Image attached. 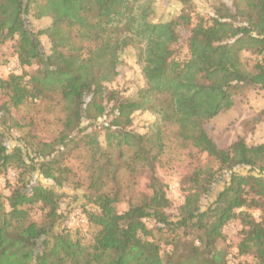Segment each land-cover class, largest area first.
I'll return each instance as SVG.
<instances>
[{
    "label": "trees",
    "instance_id": "16d2710c",
    "mask_svg": "<svg viewBox=\"0 0 264 264\" xmlns=\"http://www.w3.org/2000/svg\"><path fill=\"white\" fill-rule=\"evenodd\" d=\"M175 1L178 13L154 20L140 0H0V46L10 41L24 68L0 78L8 89L0 103V174L17 172L10 193L0 192V264H229L222 229L235 219L242 224L236 255L264 264V143L239 136L220 147L204 125L242 88L264 91V0H215L206 17L193 0ZM180 28L187 31L182 58ZM162 43L165 57L154 53ZM127 49L145 84L126 94L108 84ZM41 103L44 124L57 126L51 139L34 133ZM29 105L35 113L21 122L15 112ZM137 112L155 116L143 132L131 126ZM102 117L108 121L96 129ZM23 127L9 146L10 131ZM175 148L196 164L182 177L184 199L171 219L156 168ZM70 160L84 184L89 241L58 227L62 194L54 186L75 173ZM140 176L147 193L134 190Z\"/></svg>",
    "mask_w": 264,
    "mask_h": 264
},
{
    "label": "rangeland",
    "instance_id": "374dc122",
    "mask_svg": "<svg viewBox=\"0 0 264 264\" xmlns=\"http://www.w3.org/2000/svg\"><path fill=\"white\" fill-rule=\"evenodd\" d=\"M215 0H193V9L198 13L203 14L205 17L211 13L210 4ZM140 2H148L150 9H152L151 18L156 19H167L170 16L179 12L181 7L175 0H140ZM84 43L89 45L91 41V33L88 29H85ZM180 41L176 46V56L181 57L186 52L185 38L187 31L183 28L179 29ZM42 44L46 50L49 48V42L47 37L42 36ZM167 46L165 43L159 45L154 53L157 56L165 57L167 53ZM24 68L18 63L16 54L13 52L11 42L8 41L0 46V78L6 77L9 73H22ZM35 69V66L25 67L27 72H31ZM140 68L136 62L135 54L132 49H127L122 55V61L119 65V76L116 81L108 84L109 88L119 87L122 90L125 89L127 93H135L137 89L145 84L143 77L139 73ZM170 78L174 75L169 73ZM163 82V81H162ZM161 82V83H162ZM8 98V89L0 88V103L6 101ZM31 107V108H30ZM31 105L29 107L23 106L15 112L21 122L23 116L28 117L30 114L35 113V110H40L39 115L36 117V125H34V133L41 139H51L56 133L57 126L55 124H44V116L42 110L44 109L43 103L39 104L38 107L34 108ZM48 116V115H47ZM53 114H49L52 118ZM26 120V119H25ZM108 121L105 117L100 118L97 122V127L101 128L102 121ZM155 120L149 112H137L134 114L133 123L131 124L133 130L137 132H143L146 130V125L152 123ZM206 131L214 139V141L220 147H226L230 145L239 136L243 137L248 144L264 143V91L258 88L247 86L236 92L233 96L232 105L219 112L217 115L209 119L204 123ZM26 130L23 127L21 130L12 129L10 131L11 138H8V145L12 146L18 142L17 138L22 135ZM8 135V136H9ZM102 138V137H101ZM19 143V142H18ZM201 162L207 163L205 156L201 155ZM70 164L75 167L73 170L74 174H69V182L62 187L54 186L59 193L62 194L59 211L62 214V218L58 222V227H66L71 230L79 231L80 235L89 241L92 233V226L88 223L86 213L84 212V200L82 193L84 190V184L80 179L81 173L76 167V162ZM196 161L189 157L185 150L171 149L161 158V163L157 164L156 174L166 185L165 191L169 199V206L166 208V213L171 219L175 218L178 213L179 205L183 202L185 191L182 186V177L189 173ZM17 172L14 169H9L5 174H0V192L4 195L10 193L11 187L15 182ZM36 178V176H35ZM43 184H48L53 187L49 181H45L40 177L36 179ZM148 180L143 176L138 179V184L135 187V191L148 192L146 185ZM221 182L218 183L217 188L213 193L209 194L213 197L218 188L221 186ZM134 191V192H135ZM211 197L204 200V203H209ZM126 202H120L117 206L119 211L126 208ZM254 217H258V210H248ZM35 217H38L37 215ZM148 225L151 226L150 221H147ZM242 224L238 219L231 220L222 229L226 235V241L223 246L227 249L228 263L237 264V262H248L252 264L250 256H238L237 244L241 238ZM221 245V244H220Z\"/></svg>",
    "mask_w": 264,
    "mask_h": 264
}]
</instances>
